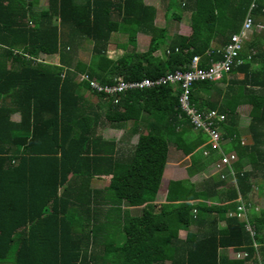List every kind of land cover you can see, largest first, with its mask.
<instances>
[{"label":"trees","instance_id":"1","mask_svg":"<svg viewBox=\"0 0 264 264\" xmlns=\"http://www.w3.org/2000/svg\"><path fill=\"white\" fill-rule=\"evenodd\" d=\"M163 1L167 22L188 16V34L166 42L144 0H0V264H264V0ZM242 32L229 71L190 88L192 107L224 116L212 148L164 79L195 56L203 69L226 60ZM86 41L91 61L79 56ZM106 128L124 133L108 141ZM171 147L189 176L235 159L162 189Z\"/></svg>","mask_w":264,"mask_h":264},{"label":"rangeland","instance_id":"2","mask_svg":"<svg viewBox=\"0 0 264 264\" xmlns=\"http://www.w3.org/2000/svg\"><path fill=\"white\" fill-rule=\"evenodd\" d=\"M145 3L153 5L157 8V17L155 20V24L157 26L163 27L164 25L168 26L169 29V35L166 37V42L170 39L169 37L173 36L176 32H180L183 34L189 33V28L186 26L187 17H184V19L180 22L176 20H170L167 22V20L164 18V1L163 0H144ZM46 0H35V6L36 7H46ZM263 30V31H262ZM259 33L264 34V28ZM262 32V33H261ZM120 41H122L124 38L122 36L118 37ZM149 42V37L146 35H139L137 38V51H144L146 50ZM114 46V44H111ZM91 43L89 41L84 42L82 47L80 48L79 56L81 59L85 61H91L90 59V49H91ZM131 47V46H130ZM158 53V52H157ZM40 59H44L47 61H50L52 63L57 62V57H45L43 55L40 56ZM86 97H88L91 100H94V97L84 91L83 92ZM13 119H18V117L15 115L13 116ZM249 119L247 115L242 114L240 116L239 122H238V128L239 129H246L248 125ZM107 129V128H106ZM108 131H102L103 138L108 141H118L120 137L123 135L124 131L122 129H107ZM104 132V133H103ZM137 135H134L130 137L127 143L124 142L122 146L126 148H130L133 146V144L136 142ZM245 139V138H244ZM227 154V153H226ZM224 153V155H226ZM230 154V153H228ZM190 160L186 156H184L180 151L176 150L174 147H171L169 150V158L167 161V164L164 169L163 179L164 183L162 186V189L164 186H167V182L169 180H180V179H188L191 182H197L201 183L204 179H207L210 175H213L217 172H219L222 167H220L217 164L210 165L204 172L194 174L193 176L188 175L187 166L189 165ZM105 181L101 180H94L93 186L94 187H103L107 181L108 178L104 179ZM260 196V197H259ZM254 199L255 203L258 204V206L264 207V196H262V191H258L257 189H254ZM132 214H138L140 213V209L132 210ZM185 235L184 232H180V236L183 238Z\"/></svg>","mask_w":264,"mask_h":264},{"label":"built area","instance_id":"3","mask_svg":"<svg viewBox=\"0 0 264 264\" xmlns=\"http://www.w3.org/2000/svg\"><path fill=\"white\" fill-rule=\"evenodd\" d=\"M251 24L252 20L247 18L244 23V30L247 31ZM243 38H245L244 32H242L241 35H234L232 37V43L226 48V60L215 63L208 69H203L199 67V57L195 56L190 63V69L188 71H176V73L169 74L164 79V81L179 84L180 90L182 91L179 97L181 110L184 111V113L190 118L195 130H201L207 133L209 143L212 148L220 149L221 138L214 128V124L216 122L215 119L218 118L223 120L224 116L221 114L218 115L214 111L203 115L192 107L189 101L190 88L195 81L218 80L223 73L228 72L232 59L237 55V50L240 48V43ZM152 84L153 82L148 79L130 84L119 83L118 86L107 91H120L126 88L149 87ZM98 89L100 90L101 88ZM234 159L235 156L231 153L226 155L222 154L219 165L230 164Z\"/></svg>","mask_w":264,"mask_h":264},{"label":"crops","instance_id":"4","mask_svg":"<svg viewBox=\"0 0 264 264\" xmlns=\"http://www.w3.org/2000/svg\"><path fill=\"white\" fill-rule=\"evenodd\" d=\"M168 156H169V153H168ZM168 158H169V157H168ZM187 158H189V157H187ZM163 174H164V173H163ZM106 184H107V183H106ZM106 184H105V185H106ZM181 232H184V231H181ZM184 233H185V232H184Z\"/></svg>","mask_w":264,"mask_h":264}]
</instances>
